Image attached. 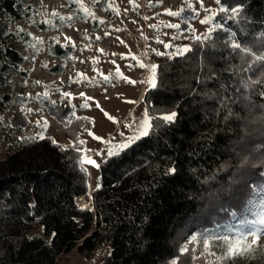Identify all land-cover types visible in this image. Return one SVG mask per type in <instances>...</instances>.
Instances as JSON below:
<instances>
[{
  "label": "trees",
  "instance_id": "16d2710c",
  "mask_svg": "<svg viewBox=\"0 0 264 264\" xmlns=\"http://www.w3.org/2000/svg\"><path fill=\"white\" fill-rule=\"evenodd\" d=\"M241 4L238 19L215 13L214 22L224 27L210 39H186L191 51L156 55L155 86H146L142 102L150 116L175 112V121L152 120L148 135L98 164L90 209L76 202L88 193L78 151L80 134L91 127L88 117H73L66 102H46L70 142L17 138L27 118L13 108L8 87L26 74V58L16 43L31 40L18 25L30 16L31 5L0 0V142H7L0 150V264H57L72 249L89 255L103 245L108 253L98 264H165L173 258L203 264L193 260L195 245L180 255L184 241L208 229L237 231L239 219L229 212L239 214L250 185L264 179V84L249 82L260 79L264 69L257 64L242 71L250 58L242 60L227 42L235 33L245 46L264 52V0L219 3ZM70 9L80 13L77 6ZM51 49L56 56L66 53L57 43ZM13 138L15 145L9 142ZM258 249H264V237L251 258L237 257L235 264H264Z\"/></svg>",
  "mask_w": 264,
  "mask_h": 264
},
{
  "label": "rangeland",
  "instance_id": "374dc122",
  "mask_svg": "<svg viewBox=\"0 0 264 264\" xmlns=\"http://www.w3.org/2000/svg\"><path fill=\"white\" fill-rule=\"evenodd\" d=\"M24 2L31 5V14L18 25L31 33V40L16 43V46L25 55L26 74L15 77L8 87L13 96V108H20L27 118V124L17 133V138L29 142L34 140L29 138L40 134L68 144L65 125L45 108L46 102H66L72 106L73 117L86 116L91 120V127L80 134L79 140L84 142L83 149L86 150L82 152V158L91 159L97 165L108 157L107 142H121V132L125 137L131 136L132 130L125 124L138 123L145 112L142 96L139 95L142 88L144 93L150 73L147 67L140 68L137 60L150 66L155 64L156 59L153 49L164 53L187 46L185 40L191 35L207 32L209 25L200 21L208 15H215L220 8L216 0H202L203 8L201 0H132L131 3L129 0H79V4L69 0ZM188 3L199 13L198 16L193 17V11L187 8ZM73 6H77L80 13L75 14L70 9ZM182 7L185 11L179 16L165 14L167 9L177 12ZM83 9L92 15H85ZM205 9H211V12ZM53 11L58 16L53 17ZM68 17L71 20L63 23ZM101 20L103 23H100ZM183 23L187 24L186 29L182 27ZM168 24H179L180 28H169ZM158 40L163 43H157ZM53 43L59 44L66 53L54 55L51 49ZM165 44H171L173 48L166 49ZM100 49L103 51H98ZM117 67L124 78L115 75ZM100 73L109 76V79L104 80ZM64 92L71 93V97L62 96ZM85 97L93 99L86 100ZM85 103L88 107H81ZM28 109L32 112L29 113ZM41 119L47 121L46 128L36 125V121ZM9 142L16 144L14 138ZM6 144L5 141L0 142L1 152ZM98 152L101 154L98 155ZM83 167L88 174V193L87 197L83 196L87 203L81 206L78 198L76 202L79 207L92 209L89 195L97 186V167L87 163ZM188 241H184L180 249ZM107 253L108 248L104 245L97 246L89 255L72 249L61 255L57 264H98ZM194 256L197 259L193 260L199 261L201 246L198 244L195 245ZM172 260L165 264H171Z\"/></svg>",
  "mask_w": 264,
  "mask_h": 264
},
{
  "label": "snow or ice",
  "instance_id": "6c2138e0",
  "mask_svg": "<svg viewBox=\"0 0 264 264\" xmlns=\"http://www.w3.org/2000/svg\"><path fill=\"white\" fill-rule=\"evenodd\" d=\"M70 3H77L79 4V0H69ZM131 3L132 0H129ZM216 2L219 4L220 0H216ZM82 8V5H81ZM187 8L193 11V17L198 16L199 13L195 11L192 4L188 3ZM201 8H203V3L201 0ZM85 12V15H92L87 9H83ZM185 11V9L182 7L179 11L173 12L171 9L165 10L166 15L170 16H179L181 12ZM205 11L211 12V9H205ZM219 12H224L227 15V19H238L240 17V14L243 12V5H237L235 7H228L221 5L219 8ZM218 14V13H217ZM52 16L56 17L58 16V13L55 11L52 12ZM67 19H71V17H68ZM147 19V17H145ZM215 21L214 15H208L203 20L200 21L201 24H208L209 28L206 33L202 35H193V39L197 41H203L211 38V33L217 29H222L224 25L222 23H217ZM100 23H103L101 20ZM169 28L179 29V24H168L166 25ZM150 27H153L150 25ZM190 27V26H189ZM116 31H119V29H116ZM109 33H105V35H108ZM262 39H264V34L261 36ZM66 40H70V38L65 37ZM99 39V37H97ZM147 39V38H145ZM229 46L233 50H238L239 54L241 55V59L244 60L245 57H249V60H245L246 67L242 69L244 72H251L253 68L259 64L261 69H264V52H255L252 48L245 46L240 41L236 39L235 33H229L228 41ZM157 43H163V41H157ZM164 47L166 49L173 48L171 44H165ZM98 51H103L102 49ZM191 51V48L189 46L185 47H176L174 51L172 52H164L161 53L159 51H156L153 49V52L156 55H167V56H175V55H183L184 53ZM115 55V53H113ZM123 58V57H122ZM133 59H137L136 57H133ZM83 62V61H82ZM93 62H96L93 60ZM113 63H115L113 61ZM137 64L140 68H148L149 76L147 78V83L149 87L155 86V73L156 69L158 68L157 65L152 64L150 66H145L143 63L139 62L137 60ZM77 75L83 76L82 73H78ZM100 75L103 77L104 80H108L109 76H105L103 73H100ZM118 77H122V74L119 71V68H116V73ZM127 79V78H125ZM130 83L135 84L136 81L129 80ZM143 83L144 81H140ZM249 82L251 83H259L264 84V71L261 72V77L258 80H253L250 78ZM39 83V81H37ZM247 86V84L245 85ZM43 95H46L44 93ZM81 97H84V93L80 94ZM264 95V93H262ZM62 96L64 97H71V93L64 92L62 93ZM86 100L93 99L92 97H85ZM129 103H134L132 101H128ZM81 107H88L87 103L81 105ZM97 107L99 105L97 104ZM28 112L31 113L32 109H28ZM107 115V113H105ZM176 113L171 112L167 114H161L158 116H150L147 109H145V112L143 113L140 121L137 123L136 121H133L132 123L125 124V127L132 130L131 136H124V133L121 132L120 136L123 138L121 142L114 143L112 141H108V147L106 149L108 157L120 155L121 152H123L125 149L129 148L132 144H134L137 140L141 139L143 136L148 135L149 131L152 128L151 121L154 119H161L165 123H173L175 121ZM111 119V117H109ZM115 122V121H114ZM37 126H43L44 128L47 127V121L41 119L36 121ZM89 135H92L91 132H89ZM43 136L38 134L36 137H31L29 139H42ZM94 139L102 140V138L93 136ZM23 139V138H22ZM103 142V141H102ZM55 143V141H53ZM80 144L84 143L83 141H79ZM74 147H77L74 145ZM78 151H86L84 149H79ZM98 155L101 153L98 152ZM91 164L95 167H99L95 163V161H92L91 159H84L82 158L80 160L81 164V171H85L86 169L83 167V165ZM170 173H174L175 169L170 168ZM261 177H264V172L260 173ZM99 186V185H98ZM97 186V187H98ZM251 191L249 194V198L246 200L245 205L241 212L238 214L237 211L231 210L229 212V215L233 218V220L239 219V223L234 225L237 228L236 232H232V226H229L226 228L224 233H221L219 231V228L217 229H208L204 230L201 233L194 234L188 241V244H185L180 249V255H184L185 253L189 252V245H200L201 246V256L200 259L203 260V264H229L231 261L232 264H235L237 257H243L245 259L251 258V255L253 253V246L257 245L258 241L264 237V179H262L258 183H252L250 185ZM251 215L253 218L248 219V216ZM54 235V234H53ZM249 239H251V244L248 243ZM260 251H264V249H258ZM191 251H195V248L193 247ZM193 259H197V257L193 256ZM171 264H179V260L177 258H173L171 261Z\"/></svg>",
  "mask_w": 264,
  "mask_h": 264
},
{
  "label": "bare ground",
  "instance_id": "6f19581e",
  "mask_svg": "<svg viewBox=\"0 0 264 264\" xmlns=\"http://www.w3.org/2000/svg\"><path fill=\"white\" fill-rule=\"evenodd\" d=\"M142 94H143V88H142L141 91H140V95H139V97L142 96ZM78 200H79L81 206H84V205L87 203V202H85V201L83 200L82 197L79 198Z\"/></svg>",
  "mask_w": 264,
  "mask_h": 264
}]
</instances>
